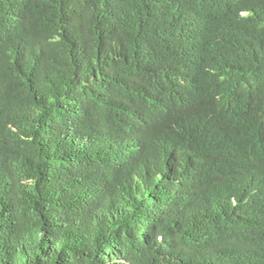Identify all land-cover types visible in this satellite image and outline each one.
<instances>
[{"label": "trees", "instance_id": "16d2710c", "mask_svg": "<svg viewBox=\"0 0 264 264\" xmlns=\"http://www.w3.org/2000/svg\"><path fill=\"white\" fill-rule=\"evenodd\" d=\"M0 264H264V0H0Z\"/></svg>", "mask_w": 264, "mask_h": 264}]
</instances>
